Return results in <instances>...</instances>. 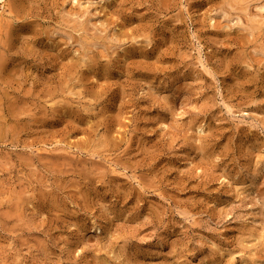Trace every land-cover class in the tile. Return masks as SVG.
Masks as SVG:
<instances>
[{
    "label": "rangeland",
    "instance_id": "374dc122",
    "mask_svg": "<svg viewBox=\"0 0 264 264\" xmlns=\"http://www.w3.org/2000/svg\"><path fill=\"white\" fill-rule=\"evenodd\" d=\"M0 264H264V0H3Z\"/></svg>",
    "mask_w": 264,
    "mask_h": 264
},
{
    "label": "bare ground",
    "instance_id": "6f19581e",
    "mask_svg": "<svg viewBox=\"0 0 264 264\" xmlns=\"http://www.w3.org/2000/svg\"><path fill=\"white\" fill-rule=\"evenodd\" d=\"M3 0H0V5H2Z\"/></svg>",
    "mask_w": 264,
    "mask_h": 264
}]
</instances>
